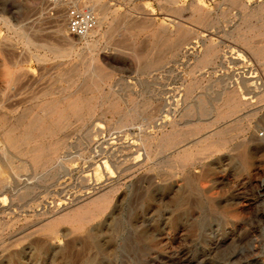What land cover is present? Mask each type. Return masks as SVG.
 I'll list each match as a JSON object with an SVG mask.
<instances>
[{
    "label": "rangeland",
    "instance_id": "obj_1",
    "mask_svg": "<svg viewBox=\"0 0 264 264\" xmlns=\"http://www.w3.org/2000/svg\"><path fill=\"white\" fill-rule=\"evenodd\" d=\"M71 5L106 18L86 39L70 36ZM45 10L46 0H0V264H264V101L230 118L245 99L211 105L233 78L257 85L264 57L249 46H264V13L226 37L243 13L228 0H66L54 18ZM176 26L183 37L170 36ZM205 40L217 52L189 79ZM76 99L87 107L72 117ZM198 108L220 124L198 131L202 144L163 153L168 124ZM39 145L50 148L35 165ZM98 194L105 204L85 209L78 227L42 228Z\"/></svg>",
    "mask_w": 264,
    "mask_h": 264
},
{
    "label": "bare ground",
    "instance_id": "obj_2",
    "mask_svg": "<svg viewBox=\"0 0 264 264\" xmlns=\"http://www.w3.org/2000/svg\"><path fill=\"white\" fill-rule=\"evenodd\" d=\"M241 1V0H240ZM236 2L235 0H228V2L231 4V5H233V6H235V5H237V6H239L240 7V9L242 10V14H241V20H235V21H233L234 22V24L232 25V28H231V30H228V31H231V32H228V33H225L224 35L226 36V34H230L231 36L233 35V36H238V33L240 32V30H241V25L245 22L244 20H246L248 17H252V15H255L256 13H258V15H256V16H259V14H260V12L261 13H264V5H257L256 7H253L252 9L251 8H249V4L247 3H244V2ZM222 6V5H221ZM228 6V5H227ZM197 7V6H196ZM252 7V6H251ZM232 9V8H231ZM235 9V8H234ZM173 15V14H172ZM147 17V16H146ZM231 17V16H230ZM260 17V16H259ZM106 18V16H105V11L104 12H102V15H101V17L100 18H98L97 19V24H100V23H102L103 22V20ZM148 18H150V17H148ZM237 18H238V16H237ZM260 19V18H259ZM244 21V22H243ZM260 21V20H259ZM176 23V22H175ZM179 24H181V22L179 23ZM177 27V26H176ZM126 29V28H125ZM127 30V29H126ZM181 29H179V26L177 27V29H174L173 31H171V35L170 36H172V37H175V38H177V37H183L184 36V32H182V31H180ZM215 33V32H214ZM263 33V34H262ZM262 33H260V32H258V36L260 37V36H262V37H264V32H262ZM87 36H89V32L85 35V36H82L81 38H84V39H86L87 38ZM232 36V37H233ZM227 37V36H226ZM238 37H240V35L238 36ZM242 37V36H241ZM225 38V37H224ZM69 40V39H68ZM221 40V39H220ZM199 42V41H198ZM188 44V43H187ZM244 44H246V43H244ZM188 45H190V43L188 44ZM192 45V44H191ZM185 46H186V44H185ZM192 47V46H191ZM200 48H201V50H200V52L199 51H195V49H192V52L194 53V51L195 52H198V55L196 56V57H194L195 59H194V63H193V65H191L190 67H189V72H186V73H188L187 74V78H189V79H192V78H194L197 74H199V73H202V72H204V70H205V68L208 66V64H209V62H210V60H212L211 59V57H213V56H215V52H217L216 51V49H215V47H214V45H213V43H212V41H210V42H207L206 40L205 41H202L201 43H200V46H199ZM190 48V47H189ZM231 48V47H230ZM249 49H250V51H251V53H252V55L255 57V59H258V60H260L261 58L260 57H264V46L263 47H260V46H249ZM190 50V49H189ZM231 50H232V48H231ZM233 50H234V48H233ZM51 51H53L54 52V54H56V55H58V58H60V59H62V58H64L65 56H66V54H67V52H65V51H59V50H55V49H51ZM192 53V54H193ZM197 54V53H196ZM230 54V53H229ZM228 54V55H229ZM226 57V56H225ZM224 58V57H223ZM91 59H93V58H91ZM95 61V59L93 60V62ZM97 61V60H96ZM262 64V63H261ZM90 67H91V74H89L88 73V75L90 76L91 75V80L94 78V77H97V79H99V81H101L100 80V78H102L103 79V76L102 75H99L97 72H98V70L96 71L95 69H94V67H93V65L91 64L90 65ZM259 67H260V64H259ZM100 68V67H99ZM98 68V69H99ZM90 69V68H89ZM97 69V68H96ZM95 70V71H94ZM261 72H260V76H259V78H257V85L256 86H254V87H252V86H250V81L249 80H247V79H238L237 77L236 78H233L231 81H229L228 83H226V84H224V85H222V86H220L218 89H217V95H216V97H215V99L213 100V103L211 104L212 106H214V105H216V106H218L220 103H223V102H225V103H229L230 104V102H232V101H235V100H243V99H245V102H243L241 105H239L238 107H234L233 106V110L227 115V117H225V118H230V117H232V116H234V115H236V114H238V113H240V112H242L243 110H245V109H247L248 107L250 108H252L253 106H256V105H259V106H257V107H255V108H252L251 109V111L249 110V111H247V113H249V114H251V115H255L256 113H258L259 111H260V101H264V64L262 65V70H260ZM87 73V72H86ZM257 73V72H256ZM255 73V74H256ZM88 76V77H89ZM107 76V75H106ZM250 76V75H249ZM255 76V75H254ZM248 77V76H247ZM186 78V77H185ZM249 79V78H248ZM96 81V80H95ZM104 81V80H103ZM96 83V82H95ZM191 85H193V82L191 83ZM260 87H263V89H260ZM185 91V93L186 94H188V93H190L191 91H192V88H187L186 90H184ZM261 93V94H260ZM63 94V93H62ZM114 94V93H113ZM70 96V95H69ZM115 96V95H114ZM113 96V97H114ZM66 97V96H65ZM183 97V96H182ZM64 98V97H63ZM63 98H61V99H63ZM177 99V98H176ZM181 99L182 98H178V100L176 101V103H179L180 101H181ZM54 100H52V102H53ZM59 101V100H58ZM64 101V100H63ZM85 101V100H84ZM150 101V100H149ZM198 101V100H197ZM66 102H68V101H66ZM205 102V100L204 99H200L199 101H198V103L199 104H203ZM58 103V102H57ZM83 103V102H82ZM183 103V102H182ZM198 104V105H199ZM234 104V103H233ZM240 104V103H239ZM55 105V104H54ZM54 105H52V106H54ZM63 105H64V103H63ZM84 105H86V104H84ZM84 105H78V99H76V100H74V101H72V102H70L69 104H68V106H67V108H68V115H70V116H72V117H78V116H80V114H81V110L84 108V107H87V105L86 106H84ZM204 105V104H203ZM201 106V105H200ZM215 107V106H214ZM231 107V106H230ZM229 107V108H230ZM50 107H48V109H49ZM57 108V107H56ZM66 108V107H65ZM65 108H64V110H65ZM203 108V107H202ZM200 109V108H198V113H196L195 115L193 114L192 115V113L191 112H187V116L186 117H188L187 119L186 118H184V119H186V120H184V121H181V122H179L178 121V123H169L168 124V126L170 127V132L167 134V135H165L164 134V127L162 126L161 128H160V131L162 132V134H164L165 136H164V138L162 137V138H160L159 137V148L161 149V151L164 153V152H169V151H171V150H173L174 151V155L175 154H179V153H181L182 154V152L184 153V152H186L191 146H195V145H197V144H199V143H201V142H204V141H202V140H200V139H196V140H194L193 138L195 137V136H197L198 135V131L199 130H206V129H211L212 128V126H214V125H216V124H220V118H218V120H216V118H215V120H213V119H211L210 117H211V115H209L210 114V111L209 112H207L205 109ZM206 108V107H205ZM211 108V107H210ZM51 110V109H50ZM264 110V109H263ZM53 111V110H52ZM212 111V110H211ZM47 111H45V113H46ZM51 112V111H50ZM227 112V111H226ZM225 112V113H226ZM42 113V112H41ZM47 114H50V113H48L47 112ZM46 115V114H45ZM213 115V114H212ZM55 116V115H54ZM210 116V117H209ZM214 116V115H213ZM42 117V116H41ZM68 117V116H67ZM245 117V116H244ZM50 118V117H49ZM64 118H66L64 115H59V119H60V122H59V127L57 128V126H55L57 129L56 130H54V131H57V130H59L60 129V127H62L63 125H64V123L63 122H65V119ZM183 118V117H182ZM43 119V118H42ZM48 119V118H47ZM54 119V118H53ZM64 119V120H63ZM242 119V118H241ZM45 120V119H44ZM50 120V119H49ZM48 120V121H49ZM220 120V121H219ZM55 121V120H54ZM172 121V120H171ZM174 121V120H173ZM225 121V120H224ZM177 122V121H176ZM237 122V121H236ZM48 123V122H47ZM55 123V122H54ZM57 124V123H56ZM222 124V123H221ZM50 125V124H49ZM54 125V124H53ZM49 127V126H48ZM225 128V127H224ZM49 129V128H48ZM50 129H52V127L50 128ZM166 130V129H165ZM169 130V129H168ZM41 131H43V130H41ZM45 131V130H44ZM53 131V132H54ZM63 131V130H62ZM159 131V132H160ZM223 131V130H222ZM46 132V131H45ZM48 132V131H47ZM211 132V131H210ZM43 133V132H42ZM208 133H209V131H208ZM221 133V131H218L217 133L216 132H214V131H212L208 136H217L218 134H220ZM204 135V134H203ZM205 135H207V133L205 134ZM147 137V136H146ZM150 138V137H149ZM149 138H147V139H149ZM209 138V137H208ZM208 138H207V136H206V138L204 137V140H208ZM141 139V138H140ZM145 140V139H144ZM155 140V139H154ZM141 141V140H140ZM188 141V145H190V146H185V148H182V149H180V147L182 146V143H185V142H187ZM146 142H148V141H146ZM142 141L140 142V144L142 145ZM202 144V143H201ZM144 145V144H143ZM50 148V146L48 145V146H45V145H39L37 148H33L32 150H31V152H30V161H31V163H34L35 164V162L36 163H39V158L40 157H42V154H43V152L44 151H46L47 149H49ZM64 149H66L65 147H64ZM63 149V150H64ZM145 150V149H144ZM48 152V151H47ZM146 152V151H145ZM188 153V152H187ZM45 154H47V153H45ZM180 154V155H181ZM186 154V153H185ZM179 156V155H178ZM186 156V155H185ZM180 157V156H179ZM168 158V157H167ZM174 161V160H173ZM179 161V160H178ZM164 162H166V160L164 161ZM168 162H170V161H168ZM99 163V162H98ZM179 163V162H178ZM36 165V164H35ZM97 166V165H96ZM176 166V165H175ZM95 167V166H94ZM101 167H102V169H104L105 171H106V173H109V166L107 165V163H103L102 165H101ZM113 167V166H112ZM116 168V167H115ZM114 169V168H113ZM100 170V169H99ZM99 170H97V173H100V171ZM116 171H117V169H116ZM118 172V171H117ZM82 173V172H81ZM121 174V173H120ZM97 175H99V174H97ZM101 175V174H100ZM100 179V178H99ZM86 181H87V179H86ZM101 185V184H100ZM110 193V192H109ZM86 195V194H85ZM88 195H92V193H88L87 194V196ZM95 195V194H94ZM108 194H98V195H96V196H93V197H91L90 196V200H89V205H87L88 207H82L81 205H79L80 207H77V209H75V210H71V211H69V212H67V213H64V214H60V213H56V211H55V214H54V217L56 216V215H59L58 217H56L55 219H52V221H50V220H46L45 222V224L42 226V228H44V229H46V228H49L50 229V231H54L53 230V228H55L56 229V226H57V224H60V223H62V224H69L70 226H73V228L74 227H78L79 225H81V223H83L84 222V219L85 218H82V215L81 214H83L84 213V211H85V209H87L88 211H89V207L90 206H92L93 208L94 207H97V206H99L100 204H102V203H104L105 204V200H106V198H108V196H107ZM21 198H23V197H25V195H22V196H20ZM88 201V200H87ZM108 202V201H107ZM74 204V203H73ZM80 204V203H79ZM85 204H87V202H85ZM67 206H69V205H67ZM71 206V205H70ZM64 207V206H63ZM69 208H71V207H69ZM73 208V207H72ZM100 208V207H99ZM98 209V208H97ZM66 210V209H65ZM59 211H60V209H59ZM63 211V210H62ZM67 211V210H66ZM87 211V212H88ZM97 211V210H96ZM99 211H100V209H99ZM98 211V212H99ZM61 212V211H60ZM101 212V211H100ZM62 213V212H61ZM94 214V213H93ZM89 215H91L90 213H89ZM53 216H52V218H54ZM85 217V216H84ZM86 217H87V215H86ZM92 217V216H91ZM95 217V216H94ZM51 219V218H50ZM88 219V218H87ZM92 219V218H91ZM86 221V220H85ZM92 222H93V220H92ZM91 222V223H92ZM1 224H3V222H0V225ZM88 225V224H87ZM44 229H42V230H44ZM46 231V230H45ZM49 231V232H50ZM56 231V230H55ZM77 231V230H76ZM53 234L54 235H56V233L55 232H53ZM57 237V236H56ZM51 238V237H50ZM55 239V238H54ZM55 244V243H54Z\"/></svg>",
    "mask_w": 264,
    "mask_h": 264
},
{
    "label": "built area",
    "instance_id": "obj_3",
    "mask_svg": "<svg viewBox=\"0 0 264 264\" xmlns=\"http://www.w3.org/2000/svg\"><path fill=\"white\" fill-rule=\"evenodd\" d=\"M66 0H46L45 15L54 18L56 6ZM66 32L70 36L82 37L91 30H94L97 24L95 14L89 10H83L76 7H66Z\"/></svg>",
    "mask_w": 264,
    "mask_h": 264
}]
</instances>
